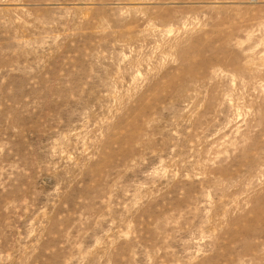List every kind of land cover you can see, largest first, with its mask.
<instances>
[{
    "label": "rangeland",
    "instance_id": "374dc122",
    "mask_svg": "<svg viewBox=\"0 0 264 264\" xmlns=\"http://www.w3.org/2000/svg\"><path fill=\"white\" fill-rule=\"evenodd\" d=\"M52 1L0 0V264H264V0Z\"/></svg>",
    "mask_w": 264,
    "mask_h": 264
},
{
    "label": "bare ground",
    "instance_id": "6f19581e",
    "mask_svg": "<svg viewBox=\"0 0 264 264\" xmlns=\"http://www.w3.org/2000/svg\"><path fill=\"white\" fill-rule=\"evenodd\" d=\"M49 1H50V0H49ZM53 1L56 2V0H53ZM53 1H52V2H53ZM85 1H86V0H85ZM130 1H131V0H130ZM132 1H133V0H132ZM57 2H58V1H57ZM91 2H93V1H90V2H88V3L90 4ZM67 3H68V2H67ZM104 3H105V2H104ZM60 4H61V3H60ZM68 4H69V3H68ZM82 4H83V3H82ZM39 5H40V4H39ZM106 6H107V4H106ZM88 7H89V6H88ZM90 8H93V7H90ZM90 8H89V9H90ZM120 8H121V7H120ZM85 9H88V8H85ZM95 9H96V8H94V10H93V9H92V10L95 11ZM96 10H97V9H96ZM102 10H103V9H102ZM93 11H92V12H93ZM89 12H90V10H89ZM89 12H87V15H88ZM120 12H121V11H120ZM93 13L95 14V12H93ZM89 14H90V13H89ZM85 15H86V13H85ZM91 16H93V15L91 14L90 17H91ZM87 18H88V17H87ZM90 20H91V19H90ZM43 22H44V20H43ZM51 24H52V23H51ZM84 24H85V22H84ZM39 25H40V24H39ZM44 25H45V24H44ZM52 25H55V24H52ZM47 26H48V25H47ZM50 26H51V25H50ZM45 27H46V26H45ZM42 29H43V28H42ZM50 31H51V30H50Z\"/></svg>",
    "mask_w": 264,
    "mask_h": 264
}]
</instances>
